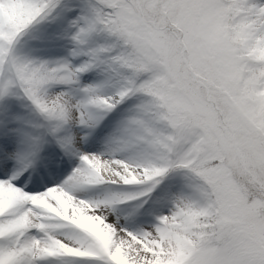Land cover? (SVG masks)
Masks as SVG:
<instances>
[{"label": "snow or ice", "instance_id": "snow-or-ice-1", "mask_svg": "<svg viewBox=\"0 0 264 264\" xmlns=\"http://www.w3.org/2000/svg\"><path fill=\"white\" fill-rule=\"evenodd\" d=\"M0 264H264V0H0Z\"/></svg>", "mask_w": 264, "mask_h": 264}]
</instances>
